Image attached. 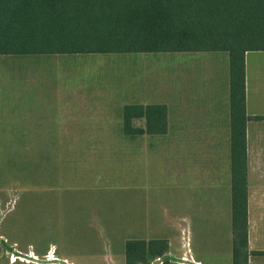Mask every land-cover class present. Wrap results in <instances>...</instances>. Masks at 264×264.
Wrapping results in <instances>:
<instances>
[{
    "label": "crops",
    "instance_id": "1",
    "mask_svg": "<svg viewBox=\"0 0 264 264\" xmlns=\"http://www.w3.org/2000/svg\"><path fill=\"white\" fill-rule=\"evenodd\" d=\"M183 52L187 54L185 59L175 61L180 73L174 74L180 78L174 76L172 85L162 94L147 92L143 87L110 92L103 75L100 84H86L87 64L76 57L90 53L0 54L10 55L5 62L9 68L15 72L21 69L19 76L14 72L11 78L23 81V86L12 90L13 98L0 96V102L17 103L27 110L15 117L17 124H5L0 117V126L22 127L24 142H91L79 140L81 132L91 131L98 134L86 135L98 136L93 142H107L100 138L111 132L107 128L122 127L125 105L165 104V133H123V137L135 139L136 148L145 143L148 150L158 142L157 158H167V203L173 209L167 214L173 237L163 236L168 241L167 264H233L229 56L226 51ZM94 62L100 60L94 58ZM244 76L248 116L246 264H264V254L254 253L264 250V50L245 52ZM109 110L116 113L106 115ZM28 111L37 112L31 115L34 119L28 117ZM41 121L50 122L48 132L55 134L54 139L37 138ZM138 121L144 128L145 118ZM70 136L74 138L66 139ZM153 219L145 222L152 224ZM158 237L153 234L148 239Z\"/></svg>",
    "mask_w": 264,
    "mask_h": 264
},
{
    "label": "rangeland",
    "instance_id": "2",
    "mask_svg": "<svg viewBox=\"0 0 264 264\" xmlns=\"http://www.w3.org/2000/svg\"><path fill=\"white\" fill-rule=\"evenodd\" d=\"M78 55V62L87 64L86 84H100L103 75L110 92L143 87L159 94L172 85L174 76L180 78L174 74L180 73L175 61L187 56L185 52ZM9 56L0 55L1 99L13 98L12 90L23 86L22 80L10 76L15 70L6 64ZM10 103L0 102V117L5 124H17L15 117L27 110ZM35 113L28 111V117L34 119ZM104 113L113 116L116 111ZM138 120L132 124L138 126ZM39 123L37 138L54 139L55 134L48 132L50 122ZM22 129L0 126V264H126V240L148 241L153 234L172 239L167 158H157L158 142L150 150L145 143L136 148L135 139L123 137L122 127L113 126L100 138L107 142H93L98 136L86 135L98 134L91 131L81 132L79 138L91 142L32 143L22 140ZM16 131L20 133L15 135ZM152 217V224L145 222ZM156 258L158 264L168 262L163 254L149 258L147 264Z\"/></svg>",
    "mask_w": 264,
    "mask_h": 264
},
{
    "label": "trees",
    "instance_id": "3",
    "mask_svg": "<svg viewBox=\"0 0 264 264\" xmlns=\"http://www.w3.org/2000/svg\"><path fill=\"white\" fill-rule=\"evenodd\" d=\"M252 50H264V0H0V54L228 52L233 264L247 263L244 55ZM140 117L144 128L132 124ZM122 121L124 134L165 133L166 105H125ZM167 249L163 237L130 238L125 261L147 264Z\"/></svg>",
    "mask_w": 264,
    "mask_h": 264
},
{
    "label": "water",
    "instance_id": "4",
    "mask_svg": "<svg viewBox=\"0 0 264 264\" xmlns=\"http://www.w3.org/2000/svg\"><path fill=\"white\" fill-rule=\"evenodd\" d=\"M157 261H158V258H156L152 263L153 264H158Z\"/></svg>",
    "mask_w": 264,
    "mask_h": 264
}]
</instances>
